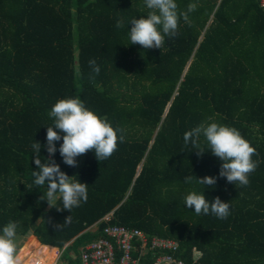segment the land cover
<instances>
[{
    "label": "trees",
    "instance_id": "16d2710c",
    "mask_svg": "<svg viewBox=\"0 0 264 264\" xmlns=\"http://www.w3.org/2000/svg\"><path fill=\"white\" fill-rule=\"evenodd\" d=\"M177 3L197 5L191 26L181 19L162 49H143L130 44L129 31L149 11L144 0H0V232L14 221L16 239L36 238L20 250L29 254L22 264H47L54 247L67 264H82L81 248L108 222L175 239L174 255L190 264H264V9L258 0ZM77 96L125 138L107 160L89 151L71 167L59 152L61 133L52 159L87 184L88 200L58 210L40 199L47 185L33 184L32 144L42 145L46 162L48 113ZM211 122L236 128L256 148L249 185L219 176L223 162L203 136L202 156L185 146L186 131ZM185 176H213L216 185L185 183ZM192 191L228 202L230 215H197L184 204Z\"/></svg>",
    "mask_w": 264,
    "mask_h": 264
},
{
    "label": "clouds",
    "instance_id": "9594fccd",
    "mask_svg": "<svg viewBox=\"0 0 264 264\" xmlns=\"http://www.w3.org/2000/svg\"><path fill=\"white\" fill-rule=\"evenodd\" d=\"M144 5L149 11L140 18H133L130 21L132 27L129 31L130 44H139L143 49H162L166 38L171 40L177 35L181 19L191 26L189 14L197 8L195 3H190L185 10H180L177 0H144ZM124 26L123 19L116 21L115 27ZM89 65L92 72L98 75L100 67L95 59H90ZM48 115L54 118V125L47 126L46 132L49 156L46 162L42 163L40 157L42 145L38 141L32 144L33 152L36 154L34 163L38 169L32 172L33 184L37 187L47 185V190L40 199L46 200L49 208L71 211L81 203L87 202L88 188L87 184L73 180L61 171L60 166L52 159L57 151L55 142L61 140L62 133L60 155L65 164L76 167L78 163L76 158L89 151H94L98 161H105L111 157L117 150L118 140L123 142L125 138L124 130L114 129L106 118L87 108L79 96L58 100ZM201 136L207 141L211 154L223 162L219 176L226 178L229 183H235L238 187L249 185V175L259 164V161L253 160L254 155H259L256 148L234 127L216 122L207 125L201 123L183 135L185 146L191 144L192 149L198 150V156H202L205 152L200 145ZM216 179L213 176L203 178L185 176L184 182L192 183L195 180L200 185L214 187ZM58 199L62 201V207L57 206ZM184 204L190 209L194 208L197 215L211 213L219 219H226L230 215L229 203L222 201L218 196L209 202L203 193L192 191L186 195ZM70 222L71 215L65 218L63 225L56 227L62 228ZM18 227L16 222L9 221L0 232V264H22L16 241Z\"/></svg>",
    "mask_w": 264,
    "mask_h": 264
},
{
    "label": "built area",
    "instance_id": "2783aa9c",
    "mask_svg": "<svg viewBox=\"0 0 264 264\" xmlns=\"http://www.w3.org/2000/svg\"><path fill=\"white\" fill-rule=\"evenodd\" d=\"M264 9V0H258ZM111 218V213L103 216ZM178 242L172 238L158 235L147 237L138 228H129L120 224L104 226L102 235L81 248L82 264H141L147 252H157L153 255L151 264H190L174 255ZM55 248V254L49 264H67L59 258L60 250ZM196 253V254H195ZM195 257L199 252L194 249Z\"/></svg>",
    "mask_w": 264,
    "mask_h": 264
},
{
    "label": "rangeland",
    "instance_id": "374dc122",
    "mask_svg": "<svg viewBox=\"0 0 264 264\" xmlns=\"http://www.w3.org/2000/svg\"><path fill=\"white\" fill-rule=\"evenodd\" d=\"M30 237H31V236L27 237V235H25V236H23V237H21V238H19V239H16V241H17V245H18V254H19L20 256H22V258H24V259H25V257H27L29 254L24 255V253H20V250L22 249L23 246H25V245H27V244L29 243ZM34 251H35V250L32 249V250L30 251V254H33ZM58 251H59V250H58ZM22 254H23V255H22ZM195 254H196V253H195Z\"/></svg>",
    "mask_w": 264,
    "mask_h": 264
},
{
    "label": "crops",
    "instance_id": "0c3cea01",
    "mask_svg": "<svg viewBox=\"0 0 264 264\" xmlns=\"http://www.w3.org/2000/svg\"><path fill=\"white\" fill-rule=\"evenodd\" d=\"M29 236H32V237H34L32 234H28L27 235V237H29ZM35 238V237H34ZM36 239V238H35ZM43 245V244H42ZM45 246H49V245H45ZM50 247H52V246H50ZM54 248H56V247H54Z\"/></svg>",
    "mask_w": 264,
    "mask_h": 264
},
{
    "label": "bare ground",
    "instance_id": "6f19581e",
    "mask_svg": "<svg viewBox=\"0 0 264 264\" xmlns=\"http://www.w3.org/2000/svg\"><path fill=\"white\" fill-rule=\"evenodd\" d=\"M52 260L47 261V264H49Z\"/></svg>",
    "mask_w": 264,
    "mask_h": 264
}]
</instances>
